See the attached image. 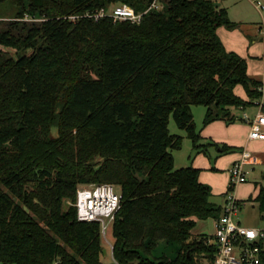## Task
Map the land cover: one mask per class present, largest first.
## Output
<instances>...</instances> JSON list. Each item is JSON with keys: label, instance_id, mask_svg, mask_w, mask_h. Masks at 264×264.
Instances as JSON below:
<instances>
[{"label": "trees", "instance_id": "trees-1", "mask_svg": "<svg viewBox=\"0 0 264 264\" xmlns=\"http://www.w3.org/2000/svg\"><path fill=\"white\" fill-rule=\"evenodd\" d=\"M151 2L0 0V264H102L101 225L79 221L73 206L91 184L120 188L118 264L214 259L209 237L193 230L223 208L199 169L175 168L184 136L169 121L198 153L232 151L203 142L193 107H206L204 127L235 123L261 81L225 48L217 29L238 24L212 0H165L138 24L84 17L119 4L142 13ZM254 201L264 213L263 186ZM161 245H176L174 258L155 256Z\"/></svg>", "mask_w": 264, "mask_h": 264}, {"label": "built area", "instance_id": "built-area-1", "mask_svg": "<svg viewBox=\"0 0 264 264\" xmlns=\"http://www.w3.org/2000/svg\"><path fill=\"white\" fill-rule=\"evenodd\" d=\"M250 1L258 10L264 9L261 0ZM165 4V0H152L150 6L142 13H136L128 5L119 4L112 6L109 10L101 9L84 17L93 18L95 21L110 17L115 22L129 21L138 24L145 14L151 10L160 11L165 7ZM69 19L76 21L79 17L72 16ZM259 92L261 97L254 104L258 107L257 113L253 118L244 113L243 119L250 125L248 140L264 142V75L261 79ZM251 158V152L245 148L241 152L239 160L235 161L228 170L229 189L225 196L223 211L220 218L216 220L215 232L209 234L207 242V245L215 248L214 259L208 261L203 258L198 264H263L264 213H260L262 225L254 227L243 225L236 220L241 210V203L235 197V188L248 181L249 171L246 170V166ZM121 199L122 195L119 189L112 184L80 186L74 204L77 218L83 222L100 223L102 238L107 239L108 231L112 229L115 217L121 209ZM109 264L118 263L112 259Z\"/></svg>", "mask_w": 264, "mask_h": 264}, {"label": "rangeland", "instance_id": "rangeland-1", "mask_svg": "<svg viewBox=\"0 0 264 264\" xmlns=\"http://www.w3.org/2000/svg\"><path fill=\"white\" fill-rule=\"evenodd\" d=\"M221 1H227V3L231 5L233 2H236V1L240 2L242 0H221ZM245 4L248 5L247 2ZM248 6H250V8ZM248 6H244L242 3L236 4L235 11H234L236 13L234 14L235 15L234 17L237 16L238 18V16L243 17L246 15L247 18H250V20L246 22L245 21L244 22H234L233 21V22L238 24V27L240 28L241 32L242 31L244 32V33L242 32L243 34L245 35L249 34L253 38H255V40H258V33H257L258 30L256 28L257 26L256 24H258L259 22L261 23L262 19L260 15L257 13V11L254 9V7H252L251 5H248ZM7 23H8L7 21L0 22V32L6 31ZM250 42L251 44L253 43L252 38H250ZM243 58L246 59L247 57L244 56ZM250 59L251 58H249V60ZM249 76L253 79L260 81L262 79V68H260L257 71H256V68H252L251 74H249ZM235 94L241 99L246 100L245 98L246 93L242 86L236 87ZM206 111H207L206 107H203V106L193 107V117H194V122H195V128H196V132H198L200 135L203 129L205 128L203 126V120H204ZM257 111H258L257 106L249 107L246 110H243V109L235 110L234 113L236 114V117L238 120L235 123L229 124V126L234 125V127H236L237 129L236 133H238L240 136H243L246 133V131L248 132L250 131V125L248 124V122H246L243 119L244 113H246L250 117H253ZM218 122H223L225 123V125H227V123L222 120H218ZM169 129H170L171 134H177V135L184 136L181 149L172 151L174 159H175L176 169L191 166L194 161V157L197 154H203L210 163L209 171H206V170L204 171L215 173L217 175L216 178L219 182L227 180L226 178L227 173L223 169L220 168L221 166L217 167V162L220 158L224 156L232 155L235 152H237L238 151L237 148L233 146H229L228 144L224 142L222 143L214 142L216 144H219L220 146H227V147L233 148V150L228 151L226 153L219 154L218 150H216L215 147H210L208 149V153H203V152L198 153L194 150L192 141L186 137V133L184 131L178 129V127L176 126L172 118L169 121ZM53 134L55 135L56 131H54ZM248 150L252 154V158L247 163V166H246V170L249 171L248 182L240 184L239 186H237L238 188L236 187L237 189L235 188L237 198L243 201V203H241V210L236 220L242 223L243 225L254 227L256 225H262V221L260 219V211L258 209V204L254 200L256 199L258 195L259 187L260 186L264 187V153L263 152L260 153L259 151L253 150L251 148H248ZM256 184L258 185L256 186ZM117 188L120 190L118 186ZM228 189L229 188H227V192H228ZM250 198H252V201L249 200ZM199 222H202L201 227H204L203 229L204 231L201 230L198 226H196V228L193 230V238H198L205 231H208L210 235L214 233V225H213L214 219H208V220L199 221ZM113 242L114 240L112 237V229H109L107 239H102L103 249L106 250L107 252V255L104 256L102 259V262H103L102 264H109L113 259V256H112V259L110 260V254H111L110 248L113 247ZM174 248L177 249L176 245H171V246L161 245L158 248V250L155 252V256L158 257L161 255H167L169 258H174L175 256Z\"/></svg>", "mask_w": 264, "mask_h": 264}, {"label": "crops", "instance_id": "crops-1", "mask_svg": "<svg viewBox=\"0 0 264 264\" xmlns=\"http://www.w3.org/2000/svg\"><path fill=\"white\" fill-rule=\"evenodd\" d=\"M212 1L218 4L219 7L225 8L228 12V15L231 21H234V22H244V21L246 22L250 20V18H247L246 15L243 17L238 16V18L237 16L234 17L235 16L234 14L236 13L234 12L235 6L236 4H239V3H242L244 6L251 5L260 15L262 22L261 23L259 22L258 24H256L257 25L256 28L258 30L257 31L258 40H255V38H253L249 34L247 35L243 34L244 32L242 31L243 32L242 33L239 27L235 29H227L226 27H219L217 29V34L222 40L227 51L235 52L241 57L245 56L248 58V59L246 58V61L248 64L249 74H251L252 68H256V71L262 68V77H263L264 75V59H263V55H264V9L258 10L250 0H242L240 2L236 1V2H233L231 5H229L227 1H221V0H212ZM261 1L264 4V0H261ZM246 2L248 3V5L245 4ZM248 7L250 8V6ZM250 38H252V42H253L252 44L250 42ZM249 58L251 59L249 60ZM245 98L247 99V96ZM254 106L255 105L251 107H254ZM236 131L237 129L236 127H234V125L229 126V124L225 125V123L223 122L216 121V122H212L211 124L207 125L201 133V138L203 139V142H207V141L216 142V143L224 142L228 144L229 146H233L237 148L238 150L237 152H235L232 155L224 156L220 158L217 162V167L221 166L220 168L223 169L227 173V176H226L227 180L219 182L216 178L217 175L215 173L206 172V171H209L210 163L203 154H197L194 157V161L191 165L201 170L200 181L204 184L209 185L211 189V193H212L211 201L220 205L222 208L224 206L225 196L227 194V188H229L228 170L230 169L231 165L235 162V160L239 159L241 152L245 148L246 149L251 148L253 150L259 151L260 153L262 152L264 153V142L249 141L248 131H246V133L243 136H240L238 133H236ZM235 197L237 198L236 192H235ZM237 200L239 199L237 198ZM239 201L240 203H243V201L241 200ZM213 223H214L213 225H214V232H215L216 220H214ZM201 225H202V222H199L197 224V226L201 230H203L204 227H201ZM110 249H111V254H110V260H111L112 259V248Z\"/></svg>", "mask_w": 264, "mask_h": 264}, {"label": "water", "instance_id": "water-1", "mask_svg": "<svg viewBox=\"0 0 264 264\" xmlns=\"http://www.w3.org/2000/svg\"><path fill=\"white\" fill-rule=\"evenodd\" d=\"M216 6H218V4H216ZM203 236H209V232L208 231H205L202 233ZM103 253L106 255V250L103 251Z\"/></svg>", "mask_w": 264, "mask_h": 264}]
</instances>
